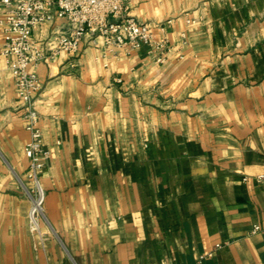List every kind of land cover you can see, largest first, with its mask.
<instances>
[{"label": "crops", "instance_id": "obj_1", "mask_svg": "<svg viewBox=\"0 0 264 264\" xmlns=\"http://www.w3.org/2000/svg\"><path fill=\"white\" fill-rule=\"evenodd\" d=\"M128 7L187 44L157 64L87 38L29 67L50 152L37 232L25 110L0 59V264H264V0Z\"/></svg>", "mask_w": 264, "mask_h": 264}, {"label": "built area", "instance_id": "obj_2", "mask_svg": "<svg viewBox=\"0 0 264 264\" xmlns=\"http://www.w3.org/2000/svg\"><path fill=\"white\" fill-rule=\"evenodd\" d=\"M129 0H0V59L15 82L17 96L24 112L29 139L24 147L28 164L25 173L30 183L31 205L29 226L39 231L43 216L45 190L41 177L50 152L44 146L39 126L36 99L41 83L29 67L60 54L76 56L87 38H100L108 52L121 50L126 54L144 47L155 63L164 64L168 56L187 44L185 31L180 32L179 45L167 36L170 20L150 24L128 15ZM65 18L66 31L57 29L47 37L40 35L43 26ZM194 22V21H189ZM3 69L0 67V73ZM120 81V79H118ZM259 230L253 227V232Z\"/></svg>", "mask_w": 264, "mask_h": 264}, {"label": "rangeland", "instance_id": "obj_3", "mask_svg": "<svg viewBox=\"0 0 264 264\" xmlns=\"http://www.w3.org/2000/svg\"><path fill=\"white\" fill-rule=\"evenodd\" d=\"M171 2H174V1H171ZM183 2V1H182ZM181 1H180V3H182ZM26 183H28L29 185H30V183L28 182V181H26ZM31 186V185H30Z\"/></svg>", "mask_w": 264, "mask_h": 264}]
</instances>
